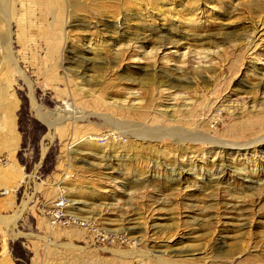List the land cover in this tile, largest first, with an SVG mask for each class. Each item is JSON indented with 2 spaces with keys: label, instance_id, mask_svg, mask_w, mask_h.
Returning a JSON list of instances; mask_svg holds the SVG:
<instances>
[{
  "label": "rangeland",
  "instance_id": "obj_1",
  "mask_svg": "<svg viewBox=\"0 0 264 264\" xmlns=\"http://www.w3.org/2000/svg\"><path fill=\"white\" fill-rule=\"evenodd\" d=\"M0 189L16 264H264V0H0Z\"/></svg>",
  "mask_w": 264,
  "mask_h": 264
},
{
  "label": "bare ground",
  "instance_id": "obj_2",
  "mask_svg": "<svg viewBox=\"0 0 264 264\" xmlns=\"http://www.w3.org/2000/svg\"><path fill=\"white\" fill-rule=\"evenodd\" d=\"M85 53H89V52L86 51ZM80 58L82 59V60H80L81 62H88V61H90L92 59L91 56L86 55V54L80 56ZM145 73H147V72H145ZM215 74H216V72H201L202 78L208 77L207 81H209V79L211 78L209 75L214 76ZM162 76L164 77L165 82L168 83V81H169L170 83H172V81H173L174 82V83H172L173 86H177V87L178 86H184V84H183L184 82H188V81L190 82V80H188V77L190 76L189 75V72H188V74L183 73V72H180L178 75H174V77H172V80L170 79L171 78V75L168 72L163 73ZM38 110H39L40 114L46 119V121L48 122L49 126L52 127L54 125V119H56L55 113L54 112H50V111H45L40 106H38ZM222 147H223V145H222ZM229 148L232 151L235 150V147H232V148L229 147ZM101 163L102 162L99 161L97 164H99L101 166ZM103 164L106 165L105 166L106 168L112 167V164L111 163L109 164V163L106 162V163H103ZM222 166L223 165H221L220 167H222ZM225 170H226V166H223L222 168H220L218 170V174H222L223 175L225 173ZM220 176L221 175H218L217 177H220ZM213 177L214 176H210V177L207 176V177H204L202 179H204V181L209 180V182H211V181L213 182ZM210 179H212V180H210ZM246 181H249V180H246ZM235 220L237 221V219H235ZM238 222H234L233 219H230L229 221H226L225 223L228 224V225H233V226H236L237 225V226H242V227L245 225V223H243V222H241V223L239 222V224H238ZM161 225H162L161 223H155V224H153V227L152 228L158 229ZM132 228L140 229L141 227H138L137 225H135V227H132ZM225 244H227V241L226 240H223V242L220 245V247H222V248L225 247ZM176 251L177 252L179 251L180 253H184L185 252V255L186 256L187 255L190 256V255L199 254V251L195 253L193 249L189 248V245L181 246V247H178V248L176 247ZM195 251H197V250H195Z\"/></svg>",
  "mask_w": 264,
  "mask_h": 264
},
{
  "label": "built area",
  "instance_id": "obj_3",
  "mask_svg": "<svg viewBox=\"0 0 264 264\" xmlns=\"http://www.w3.org/2000/svg\"><path fill=\"white\" fill-rule=\"evenodd\" d=\"M6 194V189H0V195H4ZM68 200L66 197H58L55 201V206L59 207L60 210L66 208V206L68 205ZM61 215H65L62 213H59L58 215L56 214H51V218H50V223L55 225L57 224V222H61ZM63 224H74L77 226H80L82 228H86L87 230L90 231H96V228L93 226L92 223H89V221L83 220L81 218H79V216L74 215V214H67V218H64L62 220Z\"/></svg>",
  "mask_w": 264,
  "mask_h": 264
},
{
  "label": "crops",
  "instance_id": "obj_4",
  "mask_svg": "<svg viewBox=\"0 0 264 264\" xmlns=\"http://www.w3.org/2000/svg\"><path fill=\"white\" fill-rule=\"evenodd\" d=\"M11 250L12 247L8 239L0 240V264H16Z\"/></svg>",
  "mask_w": 264,
  "mask_h": 264
}]
</instances>
